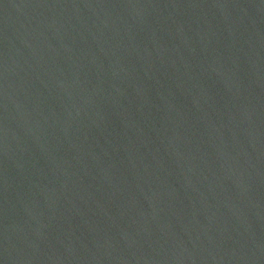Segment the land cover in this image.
Here are the masks:
<instances>
[{
	"label": "water",
	"instance_id": "1",
	"mask_svg": "<svg viewBox=\"0 0 264 264\" xmlns=\"http://www.w3.org/2000/svg\"><path fill=\"white\" fill-rule=\"evenodd\" d=\"M0 264H264V0H0Z\"/></svg>",
	"mask_w": 264,
	"mask_h": 264
}]
</instances>
